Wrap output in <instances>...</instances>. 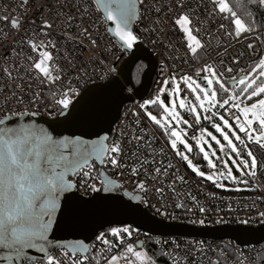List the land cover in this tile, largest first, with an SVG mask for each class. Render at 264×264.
I'll return each mask as SVG.
<instances>
[{
  "label": "built area",
  "instance_id": "built-area-1",
  "mask_svg": "<svg viewBox=\"0 0 264 264\" xmlns=\"http://www.w3.org/2000/svg\"><path fill=\"white\" fill-rule=\"evenodd\" d=\"M178 3H183L184 8L178 9ZM138 7L140 12L133 30L156 62L150 90L145 99L154 97L163 86V81L170 80L173 75L177 79L185 74L194 75L201 64H214L216 70L224 72V78L228 80L233 75L237 77L243 75L245 72L241 70L247 69L264 54L260 32L252 30L237 37L233 31V35L229 36L227 34L229 20L213 14L211 0H146L145 4ZM157 9L160 11L157 12ZM190 9L194 12L191 25L196 30L194 34L205 45L200 52L199 64L186 56L184 50L186 39L179 28L174 26L177 12ZM103 15L102 11L97 12L95 0H27L26 6L22 0H0V17H14L19 21L18 29L13 30L8 22L0 19V69L5 67L14 69L13 76L17 73L23 76L22 83L26 93L23 104L13 101L8 105L11 108L10 112L4 107L3 98H0V119L5 116L8 118L21 116V112L25 113V116L51 120L58 118L55 113L50 115L49 110L54 107V97H58L62 90L59 84L41 85L39 81H30L20 67L24 62V56L28 54L26 40L39 43L40 40L46 41L50 37L57 44L58 51L53 52L56 61L65 67L68 79H71L72 86L80 95L89 87L110 82L118 76L122 64L130 54L111 37L107 31L109 24L107 26L104 24ZM68 17L73 18L71 23L68 22ZM45 20L51 22L53 27L43 29L48 36H41V25ZM84 28H88L91 35L79 39ZM90 39H95L94 46L88 42ZM248 44H252L253 47L248 48ZM69 59L72 61L71 64L68 63ZM14 60H18L15 65ZM105 60L116 68L115 73L103 74ZM226 68H232L233 71L226 73ZM77 69H80L79 73ZM85 71L87 75H83ZM9 83L0 72V90H4ZM63 91H67V88L65 87ZM33 92L42 94L39 104H29ZM185 92L187 90L183 91ZM127 93L132 94V91L127 89ZM78 98L75 97L74 102ZM142 102L143 100H134L123 106L120 118L113 126L107 141L110 144L115 139L122 144L125 153L122 159L126 167L112 169L95 161L92 175L96 177L94 181L96 186L100 187L101 179L97 173H106L121 185L119 189L124 197H140L141 205L146 211L155 218L169 223L201 228L264 226V149L255 143L250 145L257 158L258 169L250 180L249 190H222L216 184L198 177L187 167L185 161L174 155L156 126L145 116V110L139 108ZM45 104L48 105L47 108ZM234 113L233 109L226 110L227 117L232 121H235ZM190 120L193 127L188 130L187 135L193 139L198 133L199 124L193 117H190ZM134 137L142 139L136 140ZM149 153L151 155H148ZM153 158L155 164H147L142 173L157 166L166 168L169 163L173 167L162 172L158 180L152 177L145 179L143 174L133 176L130 173V168H140V161L145 159L151 161ZM79 178L77 175L69 179L75 182ZM137 179L145 182L146 193L136 188ZM155 188H160L161 192L157 193ZM77 189L74 191L86 198L103 191L93 193L86 188H80L79 185ZM125 192H128L129 196H125ZM177 204L182 206L176 207ZM200 208H204L205 211L201 213ZM200 220H204L205 223L201 225ZM129 228L131 233L123 235L122 238L112 237L110 229L100 232L98 236L101 233L108 234L107 239L112 241L111 246L95 238L87 255L73 254L65 250L57 251L53 255L58 260H64L65 264H72L73 259L77 260V264H103L114 255L126 252L129 246L135 249L138 243H142L143 246L148 243L155 246L169 264H211L217 256L226 264H264V259L261 260L264 244L243 247L231 239L162 237L133 227ZM32 264H46V260Z\"/></svg>",
  "mask_w": 264,
  "mask_h": 264
},
{
  "label": "snow or ice",
  "instance_id": "snow-or-ice-1",
  "mask_svg": "<svg viewBox=\"0 0 264 264\" xmlns=\"http://www.w3.org/2000/svg\"><path fill=\"white\" fill-rule=\"evenodd\" d=\"M257 2L264 5V0H257ZM22 3L26 6L27 0H22ZM95 3L97 12L102 11L104 14V24L106 26L109 23L113 25V27H108L107 31L119 41L120 47L125 51L133 49L139 37L130 29V25L138 18L140 12L138 5L145 4L146 0H95ZM211 3L213 4L214 15H221L223 19L229 20L227 32L229 36L233 35V31L239 37L242 33L253 30L251 23L246 27V22L237 15V11L231 5L230 0H211ZM177 8L183 9V3H178ZM156 11L159 12L160 9ZM193 15L194 12L191 9L178 11L174 18V26L178 27L186 38L184 49L186 56H189L192 62L199 64L200 52L205 45L194 34L196 30L191 26ZM0 19L8 22L13 30L19 27V21L14 17L4 16ZM72 19V17H68V22L71 23ZM158 22L156 21V23ZM52 27V23L45 20L41 25L40 35L48 36V33L43 29H51ZM148 31H154V29H148ZM90 35L88 28H84L79 39H85L86 36ZM88 42L93 46L96 44L95 39H90ZM25 44L28 48V54L24 56V62L20 64V67L29 80L39 81L41 85L55 86L59 84L62 89L59 96L54 97L55 104L49 110V114L55 113L56 117L65 118L64 121H57V123L72 120L80 111V99H75L74 102V98L80 97V93L72 86V81L68 79L65 67L56 61L53 52L54 50L58 51L57 44L50 37L46 41L40 40L39 43L26 40ZM247 47L251 49L253 45L248 44ZM17 62L18 60H14L13 64L15 65ZM235 62L234 60L233 63ZM68 63L71 64L72 61L69 59ZM13 70L7 67L0 69L3 76L10 82L4 90H0V98H3L4 107L9 112L11 108L8 105L13 101L17 104H23L26 94L22 83L24 77L19 73L13 76ZM232 71V68L225 69L226 73ZM241 71L246 74L238 77L233 75L226 80L224 78L225 73L216 70L214 64L204 63L200 65L194 75L185 74L179 80L173 75L170 80L163 81L164 85L171 84L172 88L170 92L166 93L167 100L161 98L165 94V88L162 87L159 89L156 98L144 100L139 105L140 109L145 110L144 114L147 119L159 129H163V135L169 138L168 143L175 155L185 161L187 167L198 176H204V173L193 165L189 155L179 150L181 145L187 153H191L193 148L184 139V133L179 130V125H188L189 121L182 118V112L178 109L187 108L197 124L202 118L201 110L205 114L210 113V115H205L203 119L213 121L212 128L223 138L228 149L239 156L241 153L230 135L241 144H245V141L232 130L233 125L223 113L218 116V111L213 110L234 109L235 128L245 134L248 142H254L261 149H264V143L261 142L264 141V57L258 58L257 62ZM77 72L79 73L80 69H77ZM115 72L114 66L106 60L103 61L104 75ZM83 75H87V72H83ZM78 79L79 77H77V82ZM198 80L205 83L202 84ZM180 81L186 88H182ZM29 87H31V83H29ZM65 87L67 91H63ZM185 90L194 96L191 105L182 96V92ZM40 99H42V94L33 92L29 104H39ZM150 105H156L162 115L147 111ZM45 107L47 108L48 105L45 104ZM24 114L21 112V116ZM8 120L7 116L0 119V248L8 250L2 258L9 261L10 264H14V260L25 257V249H36L44 255L46 264H65L64 260H58L49 252L48 241V233L53 224V215L57 210L59 197L62 193L77 189V185L93 193H98L101 190L108 192L121 187L109 179L104 172L97 173L101 177L100 187H97L94 182L96 177L92 175V168L95 161H99L101 165L110 166L112 169L126 167L122 159L125 155L122 144L115 139L109 144L106 136H99L97 140H85L80 136H63L57 139L46 130L37 129L34 125L8 127ZM254 128L255 131H253ZM201 133L196 148L203 155L208 166L210 168L215 167L209 153L202 146L208 143L204 137L209 136L216 145L220 146L221 152L224 151L225 145L211 132L201 130ZM134 139L140 140L142 138L134 137ZM211 155L215 156L216 153L213 152ZM247 157L251 158L250 162L241 159L239 166L246 169H256L257 160L250 150L247 152ZM147 164H155L154 158L151 161L147 159L140 161V168L132 167L129 171L133 176L143 174L145 179L152 177V179L158 180L162 172L173 167L169 163L166 168L157 166L151 171H143L142 173V169H145ZM70 173L72 176L78 175L80 178L76 179L75 182L66 179ZM214 175L207 176L206 179L213 180ZM220 175L224 176V173ZM226 175L228 178L235 179L231 169L227 170ZM136 188L147 192L145 182L139 179L136 181ZM154 190L157 193L161 192L160 188ZM124 195L129 196V193L125 192ZM129 198L138 199L137 196H129ZM181 206L176 205V207ZM199 211L203 213L205 209L200 208ZM199 223L203 225L205 221L200 220ZM130 233L129 227L110 229V235L114 238H122L123 235ZM107 235V233H101L96 238L103 244L111 246L112 241L107 239ZM72 251L75 253L76 249L73 248ZM127 251L133 253L134 250L129 246ZM135 256L141 260V264H144L143 253L135 252ZM115 259L113 257V261ZM72 264H77V260L73 259Z\"/></svg>",
  "mask_w": 264,
  "mask_h": 264
},
{
  "label": "water",
  "instance_id": "water-1",
  "mask_svg": "<svg viewBox=\"0 0 264 264\" xmlns=\"http://www.w3.org/2000/svg\"><path fill=\"white\" fill-rule=\"evenodd\" d=\"M137 19L130 25L133 32ZM109 27L113 25L109 23ZM110 35L119 44L113 34L110 33ZM127 52L130 56L122 64L114 80L91 86L80 95L78 98L80 111L72 120L57 123V121H64L65 118L61 116L51 120L23 115L9 117L7 126L16 128L20 125H34L37 129L46 130L57 139L63 136H80L85 140H97L99 136L109 138L113 126L120 118L123 106L147 97L155 72V59L140 40ZM139 62L145 63L147 69L140 84L135 86L133 71ZM127 89H132V94L127 93ZM71 177L73 176L70 173L66 179ZM108 178L113 180L109 176ZM126 226L145 231L153 236H185L208 240L231 239L243 247L264 244V226L201 228L169 223L155 218L146 211L141 205L140 197L136 200L126 198L119 188L108 192L102 191L91 198L83 197L71 189L59 197L57 210L53 215V224L48 233L49 252L53 254L65 250L73 253L72 249L75 248L76 252L73 254L87 255L92 241L100 232ZM142 246V243L137 244L138 249ZM7 252L8 250L0 248V264H10L2 258ZM42 260H45L44 255L36 249H25V257L14 260V264H32Z\"/></svg>",
  "mask_w": 264,
  "mask_h": 264
},
{
  "label": "rangeland",
  "instance_id": "rangeland-1",
  "mask_svg": "<svg viewBox=\"0 0 264 264\" xmlns=\"http://www.w3.org/2000/svg\"><path fill=\"white\" fill-rule=\"evenodd\" d=\"M263 49H264V47H263ZM262 57H264V54H263ZM245 74L246 73H244L243 75H245ZM142 76L143 75H141L140 77L136 78V82H137L138 85L141 82ZM198 82H200V81H198ZM180 83H181V86L183 87L184 85L182 84V81H180ZM162 87L165 88V94L162 95L161 98L167 100L168 97H167L166 93L170 92L172 90L171 84H169V85H164L163 84ZM184 87H186V86H184ZM158 94H159V91L157 93H155L154 97H149V98H156V96ZM182 96L185 97L187 99V102L189 103V105H191V102L194 100V96L191 95L189 91H187L185 93L182 92ZM149 98H147V99H149ZM147 99H144V100H147ZM177 104H178V101H177ZM178 110L182 112V118L187 120V121H189L188 125H183V124L179 125V130L184 133V139L193 148V151L191 153H187L183 149L182 145L179 146V150L182 151V152H185V154L189 155V158L192 160L193 165L199 171L203 172L204 176H198L195 172L192 171V169H190V170L194 174H196L198 177L203 178V179L207 180L210 183L216 184L222 190H225V191H245V190H249L251 188L250 180L256 174L257 169H258V161H257V168L253 170V169H246V168H243V167L239 166V160L244 159V160H247V161L250 162L251 158L247 157V152L249 150L252 152V149H251L250 145L253 144L254 142H248L245 134L239 132V130L237 128H235V126H234L235 121H232L229 117H227L226 109H220V110L213 109V110L214 111H218V116H219L220 113H223L225 118H228L230 120V124L233 125V129L232 130L235 131L237 133V135L241 136V139L245 141V144H241L239 141H236L235 138L231 137V135H230V138L233 139V143L236 144V146L238 148V151L241 153L239 156H237L235 153H232L230 151V149H228L226 143L223 141V138L219 135V133L215 132V129L212 128L211 125H212L213 121L212 120L203 119V117L205 115H210V113L205 114L201 110V117L202 118H201V121L199 123L198 133L193 139H191V138L188 137L187 133H188V130L193 127L192 126V122L190 120V117H193V116L189 114V111H188L187 108L178 109ZM147 111H151L153 114L162 115V113L160 112V110L158 109V107L156 105L148 106ZM217 119H218V117H217ZM201 130H204L206 132H211L213 135H215L217 137V139L221 140L222 144L225 145L224 146V151L221 152L219 150L220 146L216 145L215 142L212 141L209 136H205L204 137V139L206 141H208V143H206V144H204L202 146L204 147L205 151H207L209 153L210 159L213 161V164L215 165V167L210 168L208 166L207 162L203 159V155L196 148L197 140L202 134ZM253 131H255V128L253 129ZM256 134L259 135V133H256ZM168 139L169 138L167 137V140ZM261 142L264 143V141H261ZM169 147H170V144H169ZM213 152L216 153L215 156L211 155V153H213ZM195 154H199V157L197 159L192 158V156L195 155ZM174 155H175V153H174ZM253 156L256 158L254 153H253ZM176 157L180 158L179 156H176ZM256 160H257V158H256ZM225 165H227V168H225ZM228 169L232 170L233 177H235V179L227 177L226 174H227V170ZM221 173H224V176H221L220 175ZM249 173H254V174H249ZM213 174H215L213 180L206 179L207 176H210V175H213ZM148 245H150V244H148ZM151 246H153V245H151ZM133 250H134L133 253H129L128 251H126L124 253H121L120 255H114L113 257L116 258L115 261H113V257H111V259L108 262L106 261L103 264H141V260L137 259V257L135 256V252H141V253L144 254V258H143L144 259V264H155L154 259H155L156 251H152L149 246H145L144 245V246H142L141 249L135 248Z\"/></svg>",
  "mask_w": 264,
  "mask_h": 264
},
{
  "label": "trees",
  "instance_id": "trees-1",
  "mask_svg": "<svg viewBox=\"0 0 264 264\" xmlns=\"http://www.w3.org/2000/svg\"><path fill=\"white\" fill-rule=\"evenodd\" d=\"M230 3L233 6V8L237 11V15L246 22V27L249 23H251L253 31L260 32V38L264 47V41H263L264 40V5H260L257 2V0H230ZM146 69H147V65L143 62H139L134 68L133 81L135 86H138L136 82V78L143 75ZM156 128L168 143L167 136L163 135V129H159L158 126H156ZM198 157L199 154H197L194 158L197 159ZM145 246H149L152 251H156L155 259H154L155 264H169L167 260L163 257L162 253L155 246L148 245V243H145ZM262 248L263 251L261 253V259H264V245L262 246ZM211 264H226V263L224 262L223 259L217 256L211 262Z\"/></svg>",
  "mask_w": 264,
  "mask_h": 264
},
{
  "label": "crops",
  "instance_id": "crops-1",
  "mask_svg": "<svg viewBox=\"0 0 264 264\" xmlns=\"http://www.w3.org/2000/svg\"><path fill=\"white\" fill-rule=\"evenodd\" d=\"M168 144V143H167ZM169 145V144H168ZM193 158L195 157L194 155L192 156ZM190 169V168H189Z\"/></svg>",
  "mask_w": 264,
  "mask_h": 264
},
{
  "label": "bare ground",
  "instance_id": "bare-ground-1",
  "mask_svg": "<svg viewBox=\"0 0 264 264\" xmlns=\"http://www.w3.org/2000/svg\"><path fill=\"white\" fill-rule=\"evenodd\" d=\"M262 260V259H261Z\"/></svg>",
  "mask_w": 264,
  "mask_h": 264
}]
</instances>
